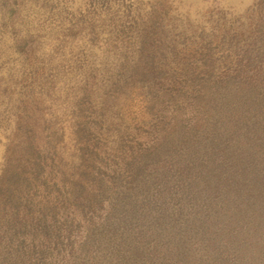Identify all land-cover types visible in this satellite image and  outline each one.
Listing matches in <instances>:
<instances>
[{
  "label": "rangeland",
  "instance_id": "374dc122",
  "mask_svg": "<svg viewBox=\"0 0 264 264\" xmlns=\"http://www.w3.org/2000/svg\"><path fill=\"white\" fill-rule=\"evenodd\" d=\"M0 264H264V0H0Z\"/></svg>",
  "mask_w": 264,
  "mask_h": 264
}]
</instances>
